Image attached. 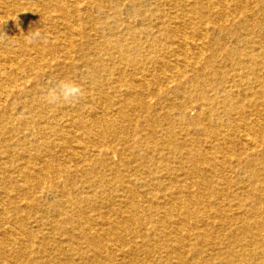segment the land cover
<instances>
[{
    "label": "bare ground",
    "instance_id": "obj_1",
    "mask_svg": "<svg viewBox=\"0 0 264 264\" xmlns=\"http://www.w3.org/2000/svg\"><path fill=\"white\" fill-rule=\"evenodd\" d=\"M0 264H264V0H0Z\"/></svg>",
    "mask_w": 264,
    "mask_h": 264
},
{
    "label": "clouds",
    "instance_id": "obj_2",
    "mask_svg": "<svg viewBox=\"0 0 264 264\" xmlns=\"http://www.w3.org/2000/svg\"><path fill=\"white\" fill-rule=\"evenodd\" d=\"M82 88L72 80H60L56 85L50 88L45 96L49 104L73 103L82 96Z\"/></svg>",
    "mask_w": 264,
    "mask_h": 264
}]
</instances>
